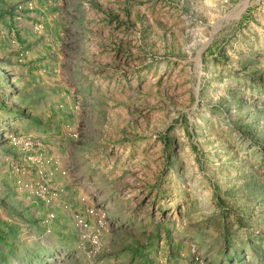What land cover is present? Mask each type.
<instances>
[{
	"label": "rangeland",
	"instance_id": "obj_1",
	"mask_svg": "<svg viewBox=\"0 0 264 264\" xmlns=\"http://www.w3.org/2000/svg\"><path fill=\"white\" fill-rule=\"evenodd\" d=\"M0 264H264V0H0Z\"/></svg>",
	"mask_w": 264,
	"mask_h": 264
}]
</instances>
